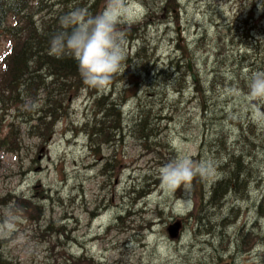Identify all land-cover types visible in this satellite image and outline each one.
<instances>
[{"label": "rangeland", "instance_id": "374dc122", "mask_svg": "<svg viewBox=\"0 0 264 264\" xmlns=\"http://www.w3.org/2000/svg\"><path fill=\"white\" fill-rule=\"evenodd\" d=\"M39 1L38 24L107 3ZM258 4L125 0L126 59L106 88L74 90L48 135L25 107L0 111V138L13 133L20 148H0V264H264V101L248 95L251 72L264 71ZM9 45L0 39V59ZM108 109L114 128L92 138ZM181 154L215 172L173 192L159 170ZM237 167V185L213 200ZM243 233L255 236L248 252Z\"/></svg>", "mask_w": 264, "mask_h": 264}, {"label": "trees", "instance_id": "16d2710c", "mask_svg": "<svg viewBox=\"0 0 264 264\" xmlns=\"http://www.w3.org/2000/svg\"><path fill=\"white\" fill-rule=\"evenodd\" d=\"M26 3L30 2L0 0V39L7 38L10 41V48L0 59V111H18L25 107V112L28 110L33 118L31 129L36 132L42 130L43 134L48 135L62 116L67 97L74 90L77 91L78 86L84 87V83L77 63L70 56L57 57L50 53L49 41L61 29L60 19L55 14L50 20L38 24L34 17L42 7L41 2L36 0V7H28ZM4 21H8L7 26L3 25ZM43 94H46L44 98L38 97ZM24 96L27 100L20 99ZM32 105L34 107H30ZM106 111V120L100 124L98 132L91 134L92 138L97 135L109 136L110 129L114 128V122L118 119H113L115 116L110 115V109ZM109 116L112 118L107 120ZM0 148L5 152L17 153L20 150L19 141L13 133H9L0 138ZM238 167L237 174L231 176L235 182L244 172ZM224 183L221 181L217 184L213 200L221 198ZM121 219L122 215L117 220Z\"/></svg>", "mask_w": 264, "mask_h": 264}, {"label": "clouds", "instance_id": "9594fccd", "mask_svg": "<svg viewBox=\"0 0 264 264\" xmlns=\"http://www.w3.org/2000/svg\"><path fill=\"white\" fill-rule=\"evenodd\" d=\"M258 10H264V5L258 4ZM124 11L125 0H107L106 8L95 14L86 8L65 13L60 18L61 29L49 41L50 53L70 56L78 65L83 83L103 90L122 71L126 59L124 34L118 27ZM248 89V95L264 100V71L251 72ZM214 172L210 161L197 162L183 154L159 170L162 184L173 192L188 191L195 178H209Z\"/></svg>", "mask_w": 264, "mask_h": 264}, {"label": "bare ground", "instance_id": "6f19581e", "mask_svg": "<svg viewBox=\"0 0 264 264\" xmlns=\"http://www.w3.org/2000/svg\"><path fill=\"white\" fill-rule=\"evenodd\" d=\"M252 18V17H251ZM254 19V17L251 19V20H253ZM196 81V80H195ZM79 87V89L80 90H82L84 87L83 86H78ZM263 101L264 100H261V102L263 103ZM118 112H120L119 110H118ZM254 112H256L255 110H253L251 107L250 108H248V111H247V113H248V115H250L251 117H253V114H254ZM223 182H225L223 185L224 186H222V188H221V190L224 192V193H226V194H228L230 191H231V188L234 186V185H237V182H235V181H233V180H231V177L229 178V179H227V180H224ZM229 189H230V191H229ZM140 198H142V197H140ZM176 223H180V222H176ZM176 223H174V224H176ZM173 224V225H174ZM181 224V223H180ZM172 226V225H171ZM170 229V228H169ZM169 233H170V231H169ZM171 235V234H170ZM172 237V236H171ZM173 238V237H172ZM255 238V236H252V235H249V234H247V233H243L242 235H241V241H242V239H245L246 241L244 242V243H242V246H243V251L244 252H248V249L250 248V245L249 244H251L252 245V241H253V239Z\"/></svg>", "mask_w": 264, "mask_h": 264}, {"label": "water", "instance_id": "95a60500", "mask_svg": "<svg viewBox=\"0 0 264 264\" xmlns=\"http://www.w3.org/2000/svg\"><path fill=\"white\" fill-rule=\"evenodd\" d=\"M189 69H190V71H192L191 67ZM192 77L194 78V75H192ZM180 229H181L180 223H176V224L172 225L169 229L171 236L173 238H177L179 236Z\"/></svg>", "mask_w": 264, "mask_h": 264}, {"label": "flooded vegetation", "instance_id": "af4514ba", "mask_svg": "<svg viewBox=\"0 0 264 264\" xmlns=\"http://www.w3.org/2000/svg\"><path fill=\"white\" fill-rule=\"evenodd\" d=\"M264 109V108H263Z\"/></svg>", "mask_w": 264, "mask_h": 264}]
</instances>
